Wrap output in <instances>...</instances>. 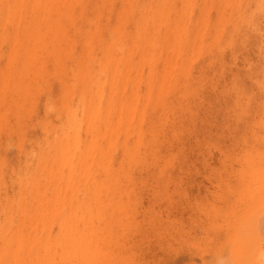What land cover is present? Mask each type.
Returning a JSON list of instances; mask_svg holds the SVG:
<instances>
[{
    "label": "bare ground",
    "instance_id": "6f19581e",
    "mask_svg": "<svg viewBox=\"0 0 264 264\" xmlns=\"http://www.w3.org/2000/svg\"><path fill=\"white\" fill-rule=\"evenodd\" d=\"M198 135L233 182L229 264H260L264 0H0V264H146L172 200L138 192Z\"/></svg>",
    "mask_w": 264,
    "mask_h": 264
},
{
    "label": "rangeland",
    "instance_id": "374dc122",
    "mask_svg": "<svg viewBox=\"0 0 264 264\" xmlns=\"http://www.w3.org/2000/svg\"><path fill=\"white\" fill-rule=\"evenodd\" d=\"M200 137L202 136L190 137L184 142L186 173L173 175V183H168L164 188L152 184L138 192L143 203L142 210L148 208L147 202L157 192L164 191L172 200V204L152 207L155 212V228L160 231L159 235L162 232V236L155 238L149 234L146 242L140 245L139 260L146 264H217L219 261L229 264L235 260L232 259L236 251L233 244L236 229H232L237 224L234 217L232 218L233 210L230 213V209L228 211L225 205L217 201L216 184L217 179L225 185L233 186V182L224 172L212 169L217 160L215 150L210 152V156H201L195 142ZM220 147L226 150L235 149L238 143L230 146L224 139ZM142 176L151 179L150 175ZM262 184H258L260 189L257 187V190H261ZM230 223L232 225L229 226ZM228 226L233 228H229L227 233ZM141 227L146 229L144 225ZM229 232L234 239L232 236L229 239ZM92 256L93 253L90 257Z\"/></svg>",
    "mask_w": 264,
    "mask_h": 264
},
{
    "label": "clouds",
    "instance_id": "9594fccd",
    "mask_svg": "<svg viewBox=\"0 0 264 264\" xmlns=\"http://www.w3.org/2000/svg\"><path fill=\"white\" fill-rule=\"evenodd\" d=\"M260 264H264V253H261L258 257Z\"/></svg>",
    "mask_w": 264,
    "mask_h": 264
}]
</instances>
